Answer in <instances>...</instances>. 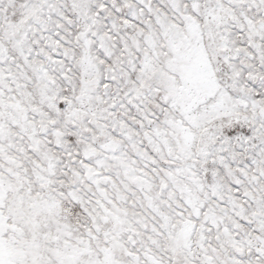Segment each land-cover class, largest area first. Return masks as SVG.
<instances>
[{"label": "snow or ice", "instance_id": "snow-or-ice-1", "mask_svg": "<svg viewBox=\"0 0 264 264\" xmlns=\"http://www.w3.org/2000/svg\"><path fill=\"white\" fill-rule=\"evenodd\" d=\"M0 264H264V0H0Z\"/></svg>", "mask_w": 264, "mask_h": 264}]
</instances>
